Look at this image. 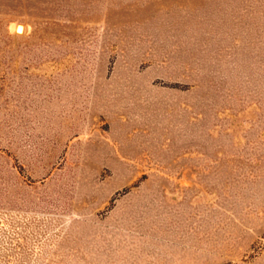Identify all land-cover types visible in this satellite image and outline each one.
Here are the masks:
<instances>
[{
	"label": "rangeland",
	"instance_id": "rangeland-1",
	"mask_svg": "<svg viewBox=\"0 0 264 264\" xmlns=\"http://www.w3.org/2000/svg\"><path fill=\"white\" fill-rule=\"evenodd\" d=\"M0 264H264V0H0Z\"/></svg>",
	"mask_w": 264,
	"mask_h": 264
},
{
	"label": "bare ground",
	"instance_id": "bare-ground-1",
	"mask_svg": "<svg viewBox=\"0 0 264 264\" xmlns=\"http://www.w3.org/2000/svg\"><path fill=\"white\" fill-rule=\"evenodd\" d=\"M14 29H15L17 32H22V31H23V25L15 24V25H14Z\"/></svg>",
	"mask_w": 264,
	"mask_h": 264
}]
</instances>
